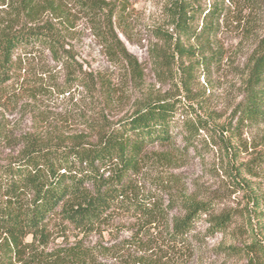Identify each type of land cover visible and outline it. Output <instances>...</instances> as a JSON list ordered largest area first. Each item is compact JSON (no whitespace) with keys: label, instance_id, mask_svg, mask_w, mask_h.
I'll return each mask as SVG.
<instances>
[{"label":"rangeland","instance_id":"1","mask_svg":"<svg viewBox=\"0 0 264 264\" xmlns=\"http://www.w3.org/2000/svg\"><path fill=\"white\" fill-rule=\"evenodd\" d=\"M37 1L40 14L31 19L0 8V24L18 29L48 21L67 51L59 60L45 48L16 52L14 76L0 85V163L14 160L28 138L95 140L146 98L172 96L181 99L180 118L195 117L194 108L211 130H199L187 146L180 126L174 144L151 145V158L164 156L146 169L147 176L163 168L184 183L182 193L212 201V211L230 213L231 220L225 230L210 232L209 215H203L189 244L172 242L166 221L151 224L132 213L115 214L90 234L59 222L46 240L26 239L23 252L12 254L8 264H264V164L257 162L264 154V123L239 122L234 113L244 97L246 64L264 36V0H189L198 9L188 14L197 35L208 10L222 7L209 19L222 58L209 62L212 50L205 61L173 50L175 0H99L106 8L97 16L77 0ZM108 17L112 32L105 28ZM189 39L186 45H198L195 36ZM123 48L136 66L123 58ZM223 125L230 130L223 133ZM177 194H162L163 208ZM179 212L175 206L169 215Z\"/></svg>","mask_w":264,"mask_h":264},{"label":"trees","instance_id":"2","mask_svg":"<svg viewBox=\"0 0 264 264\" xmlns=\"http://www.w3.org/2000/svg\"><path fill=\"white\" fill-rule=\"evenodd\" d=\"M77 2L82 10L94 16L106 8L100 6L99 0ZM102 3L106 2L102 0ZM7 6L13 16L25 14L31 19L40 14L42 5L37 0H0V8ZM221 8L215 6L208 10L209 19L219 16ZM192 10L198 9L189 0H175L171 4L170 12L178 33L173 50L180 56L201 55L204 61L207 52L212 50L206 61L221 60V52H216L211 39L217 27L207 18L201 32L194 33L190 23L192 15L188 17ZM60 11L63 15L62 8ZM110 20L108 17L105 28L112 32ZM1 23L0 85L12 80L19 61L18 50L49 49L57 60L67 51L60 31L48 21L18 29H13L7 21ZM191 36L196 37L199 46L186 45ZM122 52L132 67L138 64L126 49ZM244 83V97L234 111L237 120L264 123V36L246 64ZM180 102L181 99L172 96L148 97L129 114L107 125L95 140L68 143L43 137L26 139L14 160L0 163V239L3 240L0 263L8 264L12 254L18 253V256L23 252L29 237L33 241L46 240L54 223L61 222L90 234L120 212L142 216L151 224L166 221L168 238L174 243L189 244L196 222L205 214L209 215L208 231L225 230L231 220L230 213L215 214L212 201L182 193L184 183L178 176L158 166L154 176H147L146 169L156 166L154 162L164 156L151 158L148 152L151 145L174 144L172 134L180 126L186 129L187 146L194 143L199 130H211L207 119L194 108L191 112L195 117L180 118ZM221 129L225 133L230 126L223 125ZM257 162L264 164V154L257 156ZM174 190L178 193L172 196L174 203L163 208L160 196ZM175 206L180 212L170 217L169 212Z\"/></svg>","mask_w":264,"mask_h":264}]
</instances>
